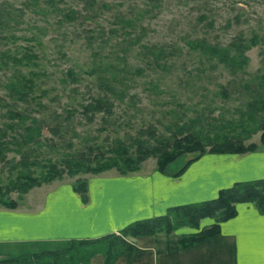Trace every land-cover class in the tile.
I'll use <instances>...</instances> for the list:
<instances>
[{
    "label": "rangeland",
    "instance_id": "1",
    "mask_svg": "<svg viewBox=\"0 0 264 264\" xmlns=\"http://www.w3.org/2000/svg\"><path fill=\"white\" fill-rule=\"evenodd\" d=\"M148 2L0 0V52L8 49L6 53L18 55L29 50L36 54L35 63L16 67L24 71L28 68L43 71L35 77L37 86L45 88L43 95L40 89L35 91L40 105L30 103L27 112L41 118L42 112L50 113L46 117L53 124L57 118L53 117L55 112L64 115L63 108H73L71 121L66 129H59L60 135L42 126L41 122L38 144L22 147L28 153L24 160L19 152L4 150L0 157V207H37L49 191L62 185L72 188L77 178L85 180L87 191V182L92 178L164 174L156 169L155 158L150 156L141 161L137 170L124 174L111 167L97 173L63 174L50 181L32 184L24 191L5 189L8 179L17 171L30 169L33 174H38L42 156H57L58 152L72 151L94 141L107 142L112 136L133 134L136 128L148 124H153L159 133H166L165 124L186 122L195 116L200 120L194 127L203 129L230 117L238 118V109L244 108V101L250 96L237 84L250 79L255 71H262L264 37L244 51L247 61L243 71L236 75L228 73L220 64L211 66L203 57H197L184 40L198 35L210 42L225 43L237 33L247 37L257 32L264 36V0H156L153 7H149ZM199 14L204 17L199 19ZM144 45L154 52L160 47L163 53L154 59V54ZM109 62L117 64L116 68L105 69ZM10 64L0 56V125L1 121L9 120L8 108L21 110L26 107L24 103L14 101L4 86L14 69ZM68 69L73 73L72 79L66 74ZM104 70L115 73L116 87L123 91L122 99H114L113 111L105 120H102L101 112L87 120L78 103L100 92L98 76L104 74ZM220 85L230 91L226 98L218 92ZM42 102L46 107H42ZM7 131L14 133L10 129ZM259 133L257 129L243 137L244 144L253 142L256 146L242 152L264 149ZM9 136L5 138L9 139ZM67 141L70 146L66 145ZM220 153L238 152L206 151L189 161L179 173L167 175L179 176L196 162H202L205 155ZM185 155L171 162L169 171L176 170L187 159ZM32 160L38 163H30ZM11 202L14 206L9 207L7 204ZM209 219L201 218L198 226L209 225H201ZM186 228L190 232L196 230L179 226L168 234Z\"/></svg>",
    "mask_w": 264,
    "mask_h": 264
},
{
    "label": "trees",
    "instance_id": "2",
    "mask_svg": "<svg viewBox=\"0 0 264 264\" xmlns=\"http://www.w3.org/2000/svg\"><path fill=\"white\" fill-rule=\"evenodd\" d=\"M155 1L149 0V7H153ZM203 17V14L198 15L199 19ZM263 37L257 32H252L247 37L237 33L225 43H221L210 42L204 36L195 35L185 39L184 43L196 52L197 57H203L211 63V66L220 64L228 73L236 75L243 71L247 61L244 51ZM143 47L154 54V59L163 53L160 47L156 48V52L146 45ZM5 50L8 51V49ZM5 50L0 52V56H4L11 63L9 66L14 69L4 86L14 101L24 103L26 107L24 106L21 110L16 107L6 110L9 120L1 121L0 125V157L4 150L9 149L19 152L21 159L24 160L28 153L22 147L29 148L30 144H38L41 122L42 126L60 135L59 129H66L71 121L73 108H63L64 115L55 112L53 117L57 116V118L53 124L46 117L50 113L42 112V118L30 115L27 112L30 103L40 105V102L36 100L35 91L40 89L43 95L45 88H40L36 84L35 77L40 71L31 68L24 71L16 66H27L30 62L34 64L33 59L36 54L26 49L18 55L6 53ZM116 65L109 62L105 69L116 68ZM104 71V74L98 76L97 86L100 92L78 103L80 112L87 120H91L97 112H101L102 120H105L113 111L114 99H122L123 91L116 87L115 73L112 70ZM41 73L43 74V71L39 74ZM66 74L73 78L71 70L68 69ZM253 74L250 79L237 84L245 89L244 91L250 97L244 101V108L238 109L236 119L230 117L219 124H211L209 129H203L201 126L194 127V124L200 120L198 116H195L186 122L165 124L166 133H159L153 124H148L136 128L133 134L125 133L122 137L112 136L107 142L94 141L72 151L58 152L57 156H42L38 174H33L30 169L26 172L17 171L13 178L8 179L5 189L18 188L24 191L32 184L50 181L63 174L72 176L78 172L97 173L111 167L124 174L137 170L141 161L150 156L155 158L157 170L174 175L179 173L189 161L206 151L242 152L253 149L256 145L253 142L244 144L243 137L259 129L260 142L264 143V67L261 72L255 71ZM232 87L235 91V85L232 84ZM218 92L226 98L230 91L226 86L220 85ZM42 107H46L43 102ZM7 129L14 133L9 134ZM74 134L77 133L74 132ZM8 135H10L9 139H6ZM70 144V141L66 142L67 146ZM188 153L191 156L187 157ZM183 155L187 159L176 170L169 171V164ZM30 163L36 164L38 161L32 160ZM72 188L79 194L82 201L87 200L84 179H75ZM238 202H251L259 212H264V177L236 181L230 186L220 188L212 198L170 206L162 214L132 220L115 232L72 238L65 248L21 253L1 258L0 264H89L90 257L95 253L102 255L103 264H112L116 255L129 256L136 249L130 237L157 232L168 234L179 226L196 228L192 232L178 236V243L184 248L218 233L220 222L235 215V205ZM7 205L11 207L14 203ZM203 217H210L213 221L207 226L199 227V220Z\"/></svg>",
    "mask_w": 264,
    "mask_h": 264
},
{
    "label": "crops",
    "instance_id": "3",
    "mask_svg": "<svg viewBox=\"0 0 264 264\" xmlns=\"http://www.w3.org/2000/svg\"><path fill=\"white\" fill-rule=\"evenodd\" d=\"M261 177L264 149H256L205 155L202 162L176 177L157 172L92 178L87 182L85 202L70 185L58 186L37 207H0V259L65 248L72 238L115 232L132 220L212 198L222 187ZM235 206V215L220 222L213 236L182 248L178 235L190 232L188 228L137 235L132 238L136 249L129 256L116 255L112 264H264V212L251 202ZM90 264H103L102 255H92Z\"/></svg>",
    "mask_w": 264,
    "mask_h": 264
}]
</instances>
